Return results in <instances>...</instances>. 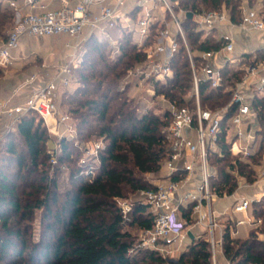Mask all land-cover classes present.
I'll return each mask as SVG.
<instances>
[{"label":"trees","instance_id":"16d2710c","mask_svg":"<svg viewBox=\"0 0 264 264\" xmlns=\"http://www.w3.org/2000/svg\"><path fill=\"white\" fill-rule=\"evenodd\" d=\"M170 1L177 3L175 11L181 8L187 14L223 8L233 21L240 18L241 0ZM12 11L0 3L2 38ZM181 26L188 48L194 53V64L201 62V52L219 49L223 44L215 29L203 36L188 15ZM156 32L153 24L149 42ZM113 37L115 46L108 37L96 33L82 42L81 60L72 75L74 86L59 92V107H64L73 119L72 139L61 137L55 147L50 146L52 134L33 110L19 117L14 130L1 135L0 264H212L207 238H192L175 261H167L158 251L134 247L135 237L127 227L149 228L153 215L148 205L136 200L124 219L118 198L125 196V190L134 193L155 187V183L144 179V174L160 173L170 150L163 131L169 117L153 110L139 112L127 89H120L121 78L143 59V53L136 48L132 31L117 25ZM177 39L178 50L171 59L172 76L157 83L155 90L179 105L193 108L190 60L185 45ZM254 61H264V48L243 54L237 66L222 64L219 87L211 88L208 81L199 83L201 107L216 110L227 105L234 82L244 66ZM250 108L255 115L254 126L262 125L260 132L254 131L262 134L260 148L245 158L229 150L234 139L230 118L236 110V105L231 104L222 117L219 151L207 155L213 170L210 189L216 197L236 190L234 171L251 183L258 176L256 166L264 165V91L253 92ZM91 138L101 139L103 147L96 161L84 165L81 159L85 151L80 144H87ZM52 158L55 162H51ZM90 166L92 173L87 172ZM62 172L68 180L63 191L57 183ZM191 208V204L180 208L181 216L190 222ZM38 211L35 238L32 222ZM248 211L260 223L255 222L247 236H231L230 220L224 226L221 246L230 264H264V238L260 236L264 234V195L253 200Z\"/></svg>","mask_w":264,"mask_h":264},{"label":"built area","instance_id":"2783aa9c","mask_svg":"<svg viewBox=\"0 0 264 264\" xmlns=\"http://www.w3.org/2000/svg\"><path fill=\"white\" fill-rule=\"evenodd\" d=\"M6 2L14 11V25L0 44V67L7 68L14 64L12 51L19 48L23 36L67 35L74 42L65 44L71 48L68 60L54 67L55 72L49 78L39 84V74L30 73L17 82L12 96L0 101V138L3 132L15 129L21 115L33 110L44 120L51 134L58 138L72 139L75 135L73 119L61 110L58 97L60 89L71 83L73 70L80 63L84 34L87 33L88 37L93 33L108 37L115 46L113 36L117 25L132 31L136 48L142 51L143 59L123 75L120 89H127L130 93L134 91L132 99L141 96L142 102L138 101L139 112L157 107L159 113H167L169 122L163 131L170 143V150L162 162L160 178L155 187L135 192L137 201L148 205L153 215L151 227L139 230L137 247L158 251L163 257L179 250L187 237L186 219L181 216L180 208L185 209L191 204L190 216L194 223H203L208 231L212 264H219L216 249L218 246L222 249L224 228L220 230L219 240L216 239L214 231L218 224L211 208L216 194L210 189L209 178L213 170L207 155L219 151L217 140L222 130V117L231 104L236 105V110L230 118L234 139L229 150L233 154L249 155L255 147V115L251 111L250 100L254 91H264V62L254 61L244 66L242 75L231 87V99L227 105L216 110L202 108L199 83L208 81L211 88L219 87L222 81L220 66L225 62L237 66L243 56L234 55L232 37L228 33H221L218 37L223 41L222 46L201 52V62L194 64V53L188 48L181 26L187 11L181 8L175 11L177 3L170 0H59V7L52 9L37 0ZM26 7L29 10H24ZM190 14L196 30L201 31L203 36L211 34L213 29H218L224 23L242 30H264L262 3L250 5L246 0H241L237 22L223 8ZM153 24H156L157 32L149 42ZM178 37L185 45L190 60L193 79L190 96L195 100L193 108L179 105L155 90L157 83L165 82L172 76L171 59L178 50ZM218 60L220 64L216 63ZM25 90L28 94L24 100L14 102V97ZM251 118L254 119L253 124ZM246 122L249 127L243 131L241 126ZM59 125H62L63 133L58 131ZM102 147L103 141L95 139L81 148L85 151L82 164L96 161ZM51 162H55V159L52 158ZM87 172L92 173L91 166ZM174 175L177 177L174 178ZM257 180L264 185V167L258 170ZM189 183L192 185L186 186ZM252 201V198H240L233 204V212H246ZM131 204L118 199L124 219H127ZM258 221L248 216L236 220L235 224ZM232 234L235 236L237 231L233 230ZM225 260L226 264H230Z\"/></svg>","mask_w":264,"mask_h":264},{"label":"rangeland","instance_id":"374dc122","mask_svg":"<svg viewBox=\"0 0 264 264\" xmlns=\"http://www.w3.org/2000/svg\"><path fill=\"white\" fill-rule=\"evenodd\" d=\"M1 6L5 7L7 6V3L5 1H0ZM12 9V8H11ZM9 12L11 13V10H9ZM14 12V11H12ZM14 25V16H12V18L7 22V24H5L4 28L2 29L3 33H4V38L0 37V40H4L7 36V33L9 32V30L12 29ZM49 38V39H48ZM73 41V38L65 36V35H60V36H49V37H32L30 41H23L20 40V44L19 46H22V50L27 49V51H30V47H38L41 48L39 50H34V52L29 53L28 57H26L25 59H22L18 62L14 61V64L12 66H8L7 68L4 67H0V85L1 86H5L8 82L11 81V76L12 74H14L13 76H15V78L12 79L13 83H16L18 81H20L24 75L30 74V73H38L40 77L42 78H49L54 72L55 69L52 68L51 64H56L61 62L60 64H64L67 60H68V56H69V48H65L64 45L66 43H69ZM33 50V49H32ZM31 50V51H32ZM30 51V52H31ZM82 53V50L80 51ZM27 53V52H26ZM45 64L44 67H40L41 64ZM8 74V75H7ZM74 86V84H71V86H67L65 88H61V92L64 89L70 90L72 89ZM128 91V90H127ZM130 96H133V92H129ZM141 96H136L133 98L134 103L140 107V103L142 102V98H140ZM188 97V96H187ZM189 98V97H188ZM140 103H139V102ZM61 110L65 111L64 107H60ZM154 112L159 113V110L157 107H154L153 109ZM260 132L262 130V125L261 126H254V131L257 130ZM59 132L63 133L64 130L63 128H61V126L59 127ZM253 131V132H254ZM257 136V142L255 147L253 149H251V153L253 154L255 152H257L260 148V144H261V139H262V134L261 133H256ZM52 140L50 141L51 144L50 146L55 147L56 146V142L58 137L52 134ZM96 138H91V141L95 140ZM90 142V141H89ZM88 142V143H89ZM87 144L85 143H81L80 147L84 148ZM51 148V147H50ZM238 155L239 157L245 158L248 155H241V154H235ZM257 170H260L261 168L259 166H256ZM235 180L238 184L236 190L239 188L240 185L242 184H248L249 187H251L254 183H256L257 178L255 181L251 182V183H246L244 177H241L240 175H238L235 171ZM160 178V173L157 174H152V173H148V174H144V179L146 181H151L153 183H156L158 181V179ZM57 183H58V187L59 190L63 191L67 186H68V180L66 179V174L64 172H62L61 174H59L57 176ZM235 190V191H236ZM234 191V192H235ZM233 192V193H234ZM125 196L118 198L120 201H125L127 203H132L134 201L137 200V196L134 193H130L128 191H124ZM263 194L255 200H259L262 199ZM224 197V196H222ZM235 216L237 218H242L243 214L242 213H238L235 214ZM38 217H39V211L36 213V221L33 220L32 224V231L34 232V237L37 238L38 235V230H39V226H38ZM222 222L223 224L227 223V217L224 215L222 217ZM260 223V221H258ZM194 223V221L192 220L190 221H186V227H190L192 226ZM257 223V224H259ZM253 225H255V223H253ZM260 226L262 227L263 224L261 223ZM127 229L131 232V234L135 237L134 243H135V248L137 247V237H138V233H139V228H137L136 226H131V227H127ZM251 230V226L250 225H240L238 226V236H244L246 235L249 231ZM208 236V231L207 229H205L202 234L200 235V237L202 238H207ZM260 236L264 238V234L260 233ZM186 241V240H185ZM180 246V249L177 251H173L172 253L169 254H165L164 258H166L167 261H175L179 254L188 246V242H185ZM217 259L219 264H226L225 259L223 257V254L220 252V250H218V254H217ZM212 263V261H211Z\"/></svg>","mask_w":264,"mask_h":264},{"label":"crops","instance_id":"0c3cea01","mask_svg":"<svg viewBox=\"0 0 264 264\" xmlns=\"http://www.w3.org/2000/svg\"><path fill=\"white\" fill-rule=\"evenodd\" d=\"M3 1L6 2V0H3ZM17 1L19 3H21L22 0H17ZM37 1H39L40 3H45L49 8H52V9L59 7V0H37ZM246 1L250 5H253V4L259 5L262 3V9H264V0H255L254 3H250L249 0H246ZM24 10H29V8L26 7V8H24ZM215 32H216V36H219L221 33H228L232 37L233 43H234V55L238 56V57L243 56V54H245V53H252L257 49L264 48V30H262V31L242 30L238 27H233V26H230V25L224 23V24L220 25V27L218 29H216ZM65 36H67V35H65ZM44 37H49V36H44ZM31 38L32 37L23 36L21 38V40L27 41V43H28V41H30ZM84 38H85L84 40H86L88 38L87 33L84 34ZM2 41L3 40H0V44L2 43ZM73 42H74V39L72 42L69 41V44H72ZM29 47H30V51L33 49L31 52L27 51V49L22 50V46H19V48L17 50L12 51V55L15 58V62H18L22 59H25L26 57H28L29 53L34 52V50L41 49L38 47H31V46H29ZM64 47L67 49L69 48V47H66L65 45H64ZM70 52H71V48H69V53ZM262 62H264V61H262ZM60 63L61 62L56 63V64H51L52 68L57 67ZM216 63L220 64L221 61L218 60V61H216ZM43 65L45 66V64L42 63L40 67H44ZM13 75L14 74H12V76H11L12 79L15 78V76H13ZM27 75H24L23 78L26 77ZM12 79L5 86L0 85V101H2L3 99H6L9 96L13 95V91L15 89L16 83H13ZM44 79L45 78L39 77L38 83L40 84ZM73 83L74 82L71 81L69 86H71V84H73ZM27 94H28V91L25 90V91L21 92L20 94L16 95L14 97V102H19V101L24 100V98ZM250 122L253 124L254 119L251 118ZM1 126H2V124H0V129L2 128ZM60 126L62 128V125H59L57 128L59 129ZM241 127H242L243 131H247L248 127H249L248 122L244 123ZM257 136L258 135L254 134L255 144L258 143L257 142ZM263 167H264V165H263ZM188 185L191 186L192 184H190V183L186 184V186H188ZM263 192H264L263 182H260L257 180L256 183H254L251 187H249L248 184L240 185L239 188L234 193H232L231 195L224 196V197H214L212 204H211V208L213 210L214 216H215L217 224H218V227L214 231V235H215L216 239L219 240L220 230H222L225 226V224H223V222H222V217L224 215L227 217V220L231 221V224L229 225V232H230L231 236H234L232 234L233 230L237 231V234L234 237H245V236H247V234L249 232L244 236H241V235L238 236V232H239L238 226L250 225L252 228L254 226L253 223H244V224L236 225L235 222H236V220L246 219L248 216H252V215L249 213L248 210L246 212H233V210H232L233 204L242 197L252 198L253 200L258 199L263 194ZM238 213H242L243 217L237 218L235 216V214H238ZM205 229L206 228H205L203 223H200V224L193 223V225L190 226L189 228L186 227L187 237L185 238L186 241L185 240L184 241L188 242V243L191 241V238L188 236V232H190L193 235V238H197V237H200V235L202 234V232ZM218 250H220V252L223 254L220 246H218L216 249L217 254H218ZM223 257L225 259L224 255H223ZM225 262H226V260H225Z\"/></svg>","mask_w":264,"mask_h":264},{"label":"water","instance_id":"95a60500","mask_svg":"<svg viewBox=\"0 0 264 264\" xmlns=\"http://www.w3.org/2000/svg\"><path fill=\"white\" fill-rule=\"evenodd\" d=\"M189 17L191 16V14L190 13H188L187 14ZM188 236L192 239L193 238V235L190 233V232H188Z\"/></svg>","mask_w":264,"mask_h":264}]
</instances>
